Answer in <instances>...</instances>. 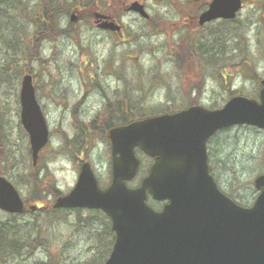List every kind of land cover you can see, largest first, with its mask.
I'll list each match as a JSON object with an SVG mask.
<instances>
[{
  "label": "rangeland",
  "instance_id": "1",
  "mask_svg": "<svg viewBox=\"0 0 264 264\" xmlns=\"http://www.w3.org/2000/svg\"><path fill=\"white\" fill-rule=\"evenodd\" d=\"M129 1H105L103 13L123 25L121 37L97 27L90 8H76L72 21L65 15L54 33L45 27L36 34V23L21 14L17 9L21 7H9L0 16L4 141L0 167L27 203L15 223L31 233L29 228L38 221L44 236L27 253L0 259V264H27L47 260L49 255L60 264H78L101 251V261L106 258L114 234L105 214L94 217L92 209L86 208L50 212V207L57 192L74 186L82 159L96 165L101 186L107 185L109 148L103 134L107 130L103 107L123 97L125 78L134 94L145 95L143 106L148 109L168 103L179 110L183 95L208 108L224 105L233 94L258 98L264 77V7L256 0H244L235 19L203 25L198 16L210 0H140L151 15L149 20L124 11ZM190 41L199 58L190 55ZM26 73L33 76L50 128L37 167L31 164L28 134L20 120V85ZM209 155L219 186L238 202L252 204L259 193L253 178L264 171V128L230 126L211 138ZM143 161L145 169L149 163L145 155ZM34 177L39 180L40 201L31 197ZM30 204L42 207L30 211ZM6 217L0 210V220Z\"/></svg>",
  "mask_w": 264,
  "mask_h": 264
},
{
  "label": "water",
  "instance_id": "2",
  "mask_svg": "<svg viewBox=\"0 0 264 264\" xmlns=\"http://www.w3.org/2000/svg\"><path fill=\"white\" fill-rule=\"evenodd\" d=\"M242 5L243 0H211L198 21L235 18ZM126 10L149 16L139 0L131 1ZM94 15L99 27L121 32L114 17ZM261 84L259 100L237 95L220 108L191 105L109 128V186L102 188L91 163L84 161L74 187L54 206L100 208L110 216L116 236L104 264H264V174L254 179L260 191L254 203L240 205L218 187L207 153L208 139L221 128L235 123L264 128V78ZM20 102L35 164L49 128L31 74L23 76ZM137 147L153 161L147 175L131 187L127 181L140 165ZM149 196L165 201L162 208L152 207ZM0 208L24 210L18 190L3 175Z\"/></svg>",
  "mask_w": 264,
  "mask_h": 264
},
{
  "label": "trees",
  "instance_id": "3",
  "mask_svg": "<svg viewBox=\"0 0 264 264\" xmlns=\"http://www.w3.org/2000/svg\"><path fill=\"white\" fill-rule=\"evenodd\" d=\"M31 1L32 0H0V16H2L5 13V11L8 10L9 7L12 8L21 7V9L17 8L18 10L21 11V14L31 18L33 22L36 23L37 25V29L35 31L36 34H40L41 30L45 27L49 29L51 28L52 33H54L53 31H56V28L59 26L58 24L62 23L65 15L69 16L71 12L76 11V8H90V10L94 8H98L99 10L106 11V7L104 6L107 4V2H105L107 0H36L34 3H31ZM256 1L257 3L261 4L260 7H264V0H256ZM3 7H7V8H3ZM31 7L33 8L31 9ZM62 33H64V30H62ZM189 46H190V55L199 58V55L191 41L189 42ZM110 62L112 63L111 67H113V61ZM142 71L143 69L140 70V74H142ZM114 72L116 73V70ZM120 77H122V75H120ZM122 78H125L124 74ZM123 84H124L123 97L118 102L108 103L103 107V111L105 112V116H104L105 118L103 119L104 127H109L110 125H114L119 122L125 123L133 118L145 117L150 114L152 115L156 113L157 110H161V111L173 110L171 109V105H168V103L161 104L159 105V107L154 109H148L147 107L143 106L145 95L137 94V93L134 94L130 90V85L127 81V78H125V82ZM185 99L192 100L193 98L185 97L183 95L182 100ZM117 112H120V114H118ZM101 129L103 128H100V132ZM3 142L4 141L1 134L0 158L2 157L4 152ZM1 172L4 173V169H1L0 167V173ZM37 183H39V180L36 177H34V180L32 181L33 189L31 194L33 200H39L42 197L40 186ZM80 209L81 208H78L79 211ZM58 211H70V209H55L53 207H50V212H58ZM92 211L95 213L94 217H97V215H101V213L105 214L101 210H97V209H94ZM19 215L21 214H7V217L5 219L0 220V259H7V258L12 259L16 254L19 253L22 254L24 252L27 253V250L29 249V246L31 244L37 242L35 245H38L42 243V241L44 240V236L42 234V226L40 225V223L38 221H35V223L31 225V228H29L31 231V233H29L24 227H21L19 223H15L16 217H18ZM109 224L110 223H107L108 226ZM22 229L26 231H23V233L21 234L20 232ZM12 234H14L15 237H13ZM111 244H112V240L109 246L108 253L111 249ZM99 253L101 255L102 251ZM100 255L96 257H92L90 261L79 262L78 264H100V262L102 264V262L105 259L101 261ZM93 260L95 262H93ZM27 264H60V263L56 259H53L51 255H49L47 260L35 259L32 262L31 261L28 262Z\"/></svg>",
  "mask_w": 264,
  "mask_h": 264
},
{
  "label": "flooded vegetation",
  "instance_id": "4",
  "mask_svg": "<svg viewBox=\"0 0 264 264\" xmlns=\"http://www.w3.org/2000/svg\"><path fill=\"white\" fill-rule=\"evenodd\" d=\"M107 142H108V148H109V151H108V155H109V165H108V169L111 170V168H112L111 167V157H110V153H111V143H110L109 139H107ZM147 158H148V161H150L151 158H149L148 156H147ZM143 160H144V155H141V167L144 165V161ZM93 165H94V167L96 169V165L94 163H93ZM109 181L110 180L108 178L106 182H109Z\"/></svg>",
  "mask_w": 264,
  "mask_h": 264
}]
</instances>
